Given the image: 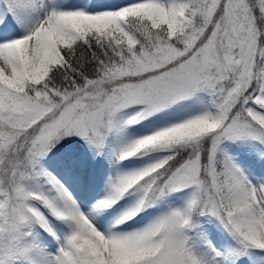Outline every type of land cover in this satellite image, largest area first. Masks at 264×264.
Wrapping results in <instances>:
<instances>
[{
  "label": "snow or ice",
  "instance_id": "6c2138e0",
  "mask_svg": "<svg viewBox=\"0 0 264 264\" xmlns=\"http://www.w3.org/2000/svg\"><path fill=\"white\" fill-rule=\"evenodd\" d=\"M0 264H264V0H0Z\"/></svg>",
  "mask_w": 264,
  "mask_h": 264
}]
</instances>
